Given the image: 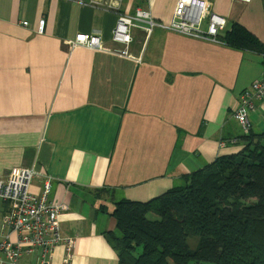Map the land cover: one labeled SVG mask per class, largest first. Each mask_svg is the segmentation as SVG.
<instances>
[{
	"label": "crops",
	"instance_id": "obj_1",
	"mask_svg": "<svg viewBox=\"0 0 264 264\" xmlns=\"http://www.w3.org/2000/svg\"><path fill=\"white\" fill-rule=\"evenodd\" d=\"M205 1L203 32L212 15L226 21L215 41L169 30L178 0H0V180L22 168L47 175L50 199L66 207L61 232L76 239L71 264H118L106 237L116 224L101 207L148 202L239 151L232 116L261 77L264 52L221 38L237 23L264 45V0ZM138 9L156 27L133 29L123 57L112 31ZM80 34L98 36L102 49L74 48ZM257 107L249 114L254 134L264 130V102ZM42 184L36 178L32 193ZM52 264H65L63 247Z\"/></svg>",
	"mask_w": 264,
	"mask_h": 264
},
{
	"label": "trees",
	"instance_id": "obj_2",
	"mask_svg": "<svg viewBox=\"0 0 264 264\" xmlns=\"http://www.w3.org/2000/svg\"><path fill=\"white\" fill-rule=\"evenodd\" d=\"M221 39L232 49L264 52L237 23ZM239 142V151L181 176L157 198L101 207L116 224L117 234L106 237L118 264H264V130Z\"/></svg>",
	"mask_w": 264,
	"mask_h": 264
},
{
	"label": "built area",
	"instance_id": "obj_3",
	"mask_svg": "<svg viewBox=\"0 0 264 264\" xmlns=\"http://www.w3.org/2000/svg\"><path fill=\"white\" fill-rule=\"evenodd\" d=\"M86 5V0H66ZM248 3L250 0H234ZM205 0H178L174 19L169 30L187 37H206L217 40L226 27V21L212 15L209 17L207 31L202 25L208 17ZM28 23L23 22L26 27ZM156 27L150 13L136 10L133 16H119L112 31V41L125 47L118 54L129 57L128 46L132 42L133 29H144L150 34ZM45 20L38 22L37 33L42 35ZM73 47L102 49V41L95 35H78ZM264 65V59H263ZM264 102V68L261 77L247 90L243 91L234 110L233 119L239 125L242 134L252 130L249 114L256 111L257 104ZM221 146H224L222 143ZM43 181L40 194L31 191L33 181ZM51 180L32 168L15 169L4 180H0V264H21L33 259L34 264H52L53 253L57 247L64 249V263L71 264L76 249V239L64 236L61 232L59 217L66 211L62 204L50 199Z\"/></svg>",
	"mask_w": 264,
	"mask_h": 264
},
{
	"label": "rangeland",
	"instance_id": "obj_4",
	"mask_svg": "<svg viewBox=\"0 0 264 264\" xmlns=\"http://www.w3.org/2000/svg\"><path fill=\"white\" fill-rule=\"evenodd\" d=\"M96 193V195L99 197V198H102V197H104V195H106L107 197H109V195L108 194H111V191H96L95 192ZM150 218L151 219H155L156 217L155 216H153V215H150ZM189 243H190V245L192 246V247H194L195 245H194V240H189Z\"/></svg>",
	"mask_w": 264,
	"mask_h": 264
}]
</instances>
